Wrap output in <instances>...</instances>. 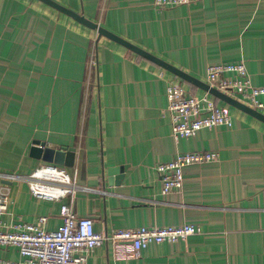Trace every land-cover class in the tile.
<instances>
[{"label":"crops","instance_id":"1","mask_svg":"<svg viewBox=\"0 0 264 264\" xmlns=\"http://www.w3.org/2000/svg\"><path fill=\"white\" fill-rule=\"evenodd\" d=\"M207 83L210 64L244 61L264 86V0H192L158 9L149 0H55ZM95 55V66L91 57ZM180 80L229 110L232 127L176 140L167 83ZM264 101V96L261 97ZM35 141L75 147L73 166L31 155ZM219 159L184 168L181 192H162L156 166L178 153ZM53 164L71 178L60 198L35 196L30 183ZM127 165L117 184L109 167ZM7 226L62 224L61 208L91 217L97 232L194 224L200 234L136 251L105 242L86 264H264V122L105 37L41 0H0V192ZM0 260L20 261L16 247Z\"/></svg>","mask_w":264,"mask_h":264},{"label":"built area","instance_id":"2","mask_svg":"<svg viewBox=\"0 0 264 264\" xmlns=\"http://www.w3.org/2000/svg\"><path fill=\"white\" fill-rule=\"evenodd\" d=\"M155 8L167 9L187 5L192 0H149ZM95 55L91 66H95ZM206 80L212 87L232 96L238 101L264 113V86L254 85L247 65L239 63L210 64ZM168 111L172 121V135L176 140L190 138L204 128L232 127L233 118L229 110L219 106L208 93L196 96L187 91L180 80L167 83ZM219 159V153L211 151H189L178 153L173 160L160 163L156 171L162 182V192H181L184 187V168L193 164H204ZM53 174L57 178H50ZM30 183L37 197L60 198L71 189L59 186L70 184L69 174L62 168L47 164L37 169ZM9 206V196L0 192V247H16L22 257L20 261L0 260V264H86L94 249L105 242L131 240L136 251L153 243H176L191 235L200 234L201 227L184 223L162 227L117 228L109 233L97 232L91 217H79L70 205L61 208L62 224L56 230H46L47 217L37 223L19 221L7 226L3 215Z\"/></svg>","mask_w":264,"mask_h":264},{"label":"water","instance_id":"3","mask_svg":"<svg viewBox=\"0 0 264 264\" xmlns=\"http://www.w3.org/2000/svg\"><path fill=\"white\" fill-rule=\"evenodd\" d=\"M52 7L68 14L69 16L73 17L80 23L87 25L88 27H91L95 30H97L99 36H105L125 47L128 49L136 52L137 54L145 57L148 60L153 61L157 65L171 71L175 75L179 76L183 80H186L190 83H193L204 90L208 91L213 96L217 97L218 99L228 103L229 105L236 107L242 111H245L246 113H249L256 118L262 120L264 122V113L260 112L256 109L251 108L248 105H245L244 103L238 101L237 99L233 98L232 96L212 87L208 83H205L196 77H193L192 75L188 74L187 72L183 71L182 69L168 63L167 61L159 58L158 56L154 55L153 53L146 51L145 49L139 47L138 45L131 43L130 41L124 39L123 37L109 31L108 29L101 26L99 23H96L88 18H86L84 15L79 14L64 5L58 3L55 0H41ZM31 155L35 158H41L44 161L48 163H53L57 165L62 166H73L75 163L76 158V148L75 147H63L61 149H55L52 147H49L46 145L45 142L42 141H35L34 145L31 147ZM127 169V165H121V166H115V167H109L107 170L108 175L110 176L109 181H113V176L116 175L115 181L118 184L120 182V179L123 178V173Z\"/></svg>","mask_w":264,"mask_h":264},{"label":"bare ground","instance_id":"4","mask_svg":"<svg viewBox=\"0 0 264 264\" xmlns=\"http://www.w3.org/2000/svg\"><path fill=\"white\" fill-rule=\"evenodd\" d=\"M46 176L50 177V178H57V176L53 175V174H47Z\"/></svg>","mask_w":264,"mask_h":264}]
</instances>
